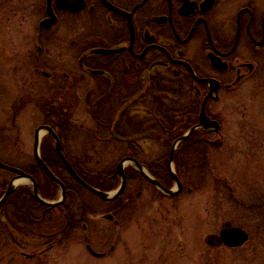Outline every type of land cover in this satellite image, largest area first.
Listing matches in <instances>:
<instances>
[{
  "label": "flooded vegetation",
  "instance_id": "af4514ba",
  "mask_svg": "<svg viewBox=\"0 0 264 264\" xmlns=\"http://www.w3.org/2000/svg\"><path fill=\"white\" fill-rule=\"evenodd\" d=\"M38 8L41 17L30 37L36 50L28 57V71L32 86H41L50 95L40 106L43 119L35 131L34 152L37 131L41 129L42 160L62 183L44 161L45 149L50 151L47 160L53 168L63 165L79 182L58 153V141L63 155L85 182L77 170L94 171L86 166V158L74 153V138L84 137L92 146L105 143L120 155L113 171L107 174L116 184L112 190L123 181L124 190L111 200L99 197L109 207L104 216L114 242L108 251L96 252L101 256L92 253L99 258L109 257L117 251V236L125 226L129 208L147 198L148 189H154L157 196L176 198L184 192L192 193V181L198 172L197 184L205 181L211 147L223 144L228 107H248L246 100L255 96L252 102L264 110V9L253 0L243 4L235 0H40ZM214 86L216 90H212ZM82 91L88 92L85 100L81 99ZM205 100V114L218 122V130L201 124ZM215 105L219 108L217 114ZM80 108L87 109L92 120L88 129L77 121ZM236 121V127L243 130L239 133L257 134L247 132L253 128L255 117L240 116ZM195 127L174 151L173 175L172 149ZM257 136L251 138L252 143L264 146V137ZM53 152L58 158L52 156ZM34 160L25 168L1 162L26 172L35 181L31 171L39 167L61 192L59 198L45 199L59 201L61 185ZM120 164L123 174L117 173ZM247 170L252 172L244 166L237 175ZM175 176L182 183L181 192L175 196L166 194L153 181L172 189ZM72 183L75 189L77 184ZM63 185L65 199L51 207L39 202L33 183L29 185L35 199L45 206L42 215L62 217L59 231L41 234L49 240L46 251L53 248L55 239L75 231L80 224L84 230L90 229L80 191L77 188L76 196L68 202V189ZM0 188L7 190L4 185ZM263 206L264 200L249 205L250 209ZM18 217L19 227L25 217L29 221L25 231L33 229L31 212L18 213L7 201L0 206V237L10 245L12 228L8 225L16 228ZM227 222L231 221H226L224 227ZM231 224L248 234L247 243L250 233ZM87 247L91 252L92 247ZM25 255L33 258L36 253Z\"/></svg>",
  "mask_w": 264,
  "mask_h": 264
},
{
  "label": "rangeland",
  "instance_id": "374dc122",
  "mask_svg": "<svg viewBox=\"0 0 264 264\" xmlns=\"http://www.w3.org/2000/svg\"><path fill=\"white\" fill-rule=\"evenodd\" d=\"M235 1L243 4L248 0ZM253 1L264 9V0ZM39 3L40 0H0V159L24 168L35 161V131L43 119L40 106L50 95L41 86H32L28 71V57L36 50L30 37L41 17ZM87 95L82 91L81 99ZM253 99L255 96L246 100L248 107L227 108L223 144L211 147L206 179L197 184L198 172L192 181V193L164 198L148 189L147 198L129 208L112 256L96 257L87 247L103 253L114 241L104 216L108 205L97 195L82 191L80 198L88 209L85 222L89 230L80 224L75 231L55 239L53 248L46 251L49 240L41 234L59 231L62 217H50L40 232L34 227L25 231L29 221L24 217L22 232L8 225L13 245L0 237V264H264V206L249 207L264 200V146L253 144L251 139L256 135L264 137V110ZM214 107L217 114L219 108ZM240 116L255 117L253 128L247 132L257 134L239 133L243 131L236 127ZM76 118L87 129L91 126L87 109L80 108ZM72 145L74 153L86 158V166L94 172H112L120 158L105 143L92 146L84 137L74 138ZM244 166L252 172L237 175ZM13 180L14 173L0 167V185L8 188ZM26 185L32 186V182H21L16 187ZM226 221L246 229L249 241L237 248L219 244L217 239ZM210 239L214 246L209 244ZM32 253H36L33 258L25 255Z\"/></svg>",
  "mask_w": 264,
  "mask_h": 264
},
{
  "label": "water",
  "instance_id": "95a60500",
  "mask_svg": "<svg viewBox=\"0 0 264 264\" xmlns=\"http://www.w3.org/2000/svg\"><path fill=\"white\" fill-rule=\"evenodd\" d=\"M210 82L212 83H217L215 80H210ZM212 90H216V87L214 86L212 88ZM207 100V98H206ZM206 100L204 101V107H203V111H202V123L204 127L206 128H210V127H214L216 130L219 129V124L218 122L216 121H212L209 117L206 116L205 114V104H206ZM49 130H51L50 128H48ZM196 129L193 128L192 130H190L188 133H186L182 138H180L174 145L173 149H172V152H171V156H170V168H171V172L173 173V175L175 174V171L174 169L172 168V160H173V154H174V151L177 147V145L184 141L191 133L192 131ZM40 136H41V133H40V129H38L37 131V140H36V147H35V156H36V160L38 162L39 165H41V167L49 174V176L52 178L53 181H55L56 183L60 184L61 187H62V191H63V194H62V198L57 201V202H50V201H47L45 199H43L40 194H39V191H38V187H37V183L36 181L34 180V178L27 174L26 172L20 170V169H17V168H14V167H11V166H8V165H5L3 163L0 162V166L7 169V170H10V171H13L15 173H17V176L15 179H20V178H26V179H29L33 182V191H34V195L36 197V199L41 202L42 204L44 205H47L49 207L51 206H57L59 205L66 197V190H65V187L63 185V183L55 177V175L53 174V172L48 168V166L43 162V160L41 159V156H40V151H39V146H40ZM57 151L58 153L60 154V156L62 157L65 165L67 166L70 174L79 182L81 183L86 189L90 190L91 192L97 194L98 196H100L102 199L104 200H111V199H114L116 197H118L124 190V187H125V182L123 181V183L121 184V186L119 188H117L116 190L114 191H111V192H106V191H102L100 189H97L91 185H89L87 182H85L76 172L75 170L72 168V166L70 165V163L68 162V160L65 158V156L63 155L61 149H60V143L58 141L57 143ZM215 145L216 146H219L220 145V142L219 141H216L215 142ZM120 173V174H123V169H122V165L120 164L119 166V169L117 171V173ZM150 177V176H148ZM152 179V178H151ZM175 179H176V185L174 186V188L172 189H168V188H165L162 184H160L158 181L156 180H153L154 183L160 188L162 189L166 194L170 195V196H175L177 194H179L182 190V183L180 181V179L175 176ZM16 182L13 180L11 182V185L9 187V189L7 190L6 194L0 199V206L9 198V196L13 193V191L15 190V187H16ZM248 240V234L241 228L239 227H233L231 222H227L226 223V226L225 228L221 231L220 233V237L218 239V243H223L229 247H237V246H240V245H243L246 241ZM209 243L210 244H214L212 242V240H209ZM91 249V248H90ZM91 251L96 254V255H99L98 253L94 252L92 249Z\"/></svg>",
  "mask_w": 264,
  "mask_h": 264
},
{
  "label": "trees",
  "instance_id": "16d2710c",
  "mask_svg": "<svg viewBox=\"0 0 264 264\" xmlns=\"http://www.w3.org/2000/svg\"><path fill=\"white\" fill-rule=\"evenodd\" d=\"M185 142L183 143V145ZM49 152L47 149H45L43 153V159L46 161V163L50 166V168L54 171L56 176H58L63 183L66 185L68 189V202H71L73 197L77 194V188L80 192L84 190V188L77 183L66 171L63 165L56 166L53 168L47 158L49 156ZM52 155V154H51ZM53 157L58 158L57 155L53 152ZM77 172L91 185L104 190L109 191L116 187V184L112 181L111 175L107 173H95V172H87L84 170H77ZM32 175L35 177L39 191L42 197L44 198H55L58 195V186H56L44 173L42 170H40L39 167L35 166L33 171H31ZM72 182H75L76 188H72ZM2 185H0L1 187ZM6 189L2 190L0 188V198L5 193ZM80 194V193H79ZM7 203L10 205H14L17 209L18 213L25 214L26 212H31L33 215L32 225L35 228H37L40 231L44 228L46 222L50 220V214L42 215L41 211L43 208H45L44 205L40 204L34 197V195L31 193V190L29 186H24L16 189L12 195L7 200ZM22 218V217H21ZM22 221V220H21ZM20 217H18L16 221V228L20 230L19 223ZM0 227H3L2 224H0Z\"/></svg>",
  "mask_w": 264,
  "mask_h": 264
},
{
  "label": "bare ground",
  "instance_id": "6f19581e",
  "mask_svg": "<svg viewBox=\"0 0 264 264\" xmlns=\"http://www.w3.org/2000/svg\"><path fill=\"white\" fill-rule=\"evenodd\" d=\"M19 183H21V182H27V180L26 179H21L20 181H18Z\"/></svg>",
  "mask_w": 264,
  "mask_h": 264
}]
</instances>
